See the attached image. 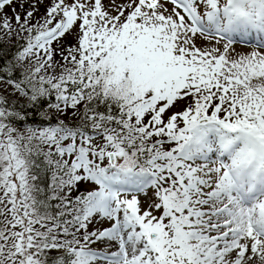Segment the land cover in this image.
<instances>
[{
	"label": "snow or ice",
	"instance_id": "1",
	"mask_svg": "<svg viewBox=\"0 0 264 264\" xmlns=\"http://www.w3.org/2000/svg\"><path fill=\"white\" fill-rule=\"evenodd\" d=\"M4 46L0 264H264V0H0Z\"/></svg>",
	"mask_w": 264,
	"mask_h": 264
},
{
	"label": "trees",
	"instance_id": "2",
	"mask_svg": "<svg viewBox=\"0 0 264 264\" xmlns=\"http://www.w3.org/2000/svg\"><path fill=\"white\" fill-rule=\"evenodd\" d=\"M5 11H7L9 13V15H11V9H5ZM41 11H43V9H41ZM15 52V48H8L7 46L4 47H0V63H3L5 59H11L12 58V54ZM63 118V117H62ZM33 119L36 120L38 118H36L35 116H33ZM53 122L55 121V116L53 115Z\"/></svg>",
	"mask_w": 264,
	"mask_h": 264
},
{
	"label": "rangeland",
	"instance_id": "3",
	"mask_svg": "<svg viewBox=\"0 0 264 264\" xmlns=\"http://www.w3.org/2000/svg\"><path fill=\"white\" fill-rule=\"evenodd\" d=\"M252 45H249V44H247V43H238L237 45H236V47H238V48H241V49H247V48H249V47H251ZM211 155V158L212 159H216V156L215 155H212V154H210ZM95 227H101V226H103V227H107V226H109V222H107V221H104V223H103V225H100V224H95L94 225ZM94 247H101V245H94ZM109 251H113V250H109Z\"/></svg>",
	"mask_w": 264,
	"mask_h": 264
},
{
	"label": "bare ground",
	"instance_id": "4",
	"mask_svg": "<svg viewBox=\"0 0 264 264\" xmlns=\"http://www.w3.org/2000/svg\"><path fill=\"white\" fill-rule=\"evenodd\" d=\"M108 250H113V251L116 250V249H115V245H113V246H112L110 249H108Z\"/></svg>",
	"mask_w": 264,
	"mask_h": 264
},
{
	"label": "clouds",
	"instance_id": "5",
	"mask_svg": "<svg viewBox=\"0 0 264 264\" xmlns=\"http://www.w3.org/2000/svg\"><path fill=\"white\" fill-rule=\"evenodd\" d=\"M225 155H227V153Z\"/></svg>",
	"mask_w": 264,
	"mask_h": 264
}]
</instances>
